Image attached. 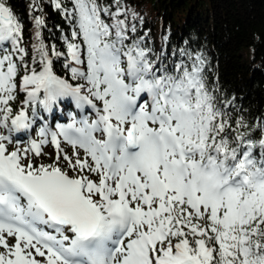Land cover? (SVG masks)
Masks as SVG:
<instances>
[{
  "label": "snow or ice",
  "instance_id": "snow-or-ice-1",
  "mask_svg": "<svg viewBox=\"0 0 264 264\" xmlns=\"http://www.w3.org/2000/svg\"><path fill=\"white\" fill-rule=\"evenodd\" d=\"M47 3L70 35L46 44L29 0L30 53L0 0V264H264V117L203 53L151 47L125 0Z\"/></svg>",
  "mask_w": 264,
  "mask_h": 264
},
{
  "label": "trees",
  "instance_id": "trees-1",
  "mask_svg": "<svg viewBox=\"0 0 264 264\" xmlns=\"http://www.w3.org/2000/svg\"><path fill=\"white\" fill-rule=\"evenodd\" d=\"M125 2L143 18L149 45L157 52L163 49L169 62L177 59L180 49L203 53L208 60L209 83L217 85L218 95L222 99L234 98L233 106L247 120L264 117V0ZM11 4L23 21L24 42L31 53L36 29L29 0H11ZM43 6L47 24L43 30L45 43L64 50L61 29L70 35L69 25L47 0H43ZM62 63L54 61V70L68 78ZM45 151L53 150L49 146ZM41 162H51V156H45Z\"/></svg>",
  "mask_w": 264,
  "mask_h": 264
},
{
  "label": "rangeland",
  "instance_id": "rangeland-1",
  "mask_svg": "<svg viewBox=\"0 0 264 264\" xmlns=\"http://www.w3.org/2000/svg\"><path fill=\"white\" fill-rule=\"evenodd\" d=\"M62 117H63V116H62ZM63 118H64V117H63ZM63 118H62V119H63ZM62 119H61V120H62ZM66 120H67V118H64L61 122H62V123H66ZM24 139H25V141H26V137H25ZM23 146H24V143L21 144V147H23ZM64 147H65V149H66L69 153L71 152V149H70L67 145H64ZM52 152H53V151H52ZM52 152H50V154H51Z\"/></svg>",
  "mask_w": 264,
  "mask_h": 264
}]
</instances>
